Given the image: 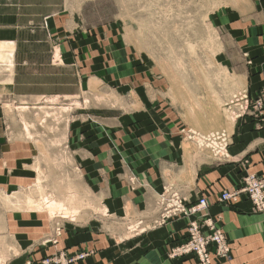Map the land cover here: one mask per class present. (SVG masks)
I'll use <instances>...</instances> for the list:
<instances>
[{"label": "rangeland", "instance_id": "1", "mask_svg": "<svg viewBox=\"0 0 264 264\" xmlns=\"http://www.w3.org/2000/svg\"><path fill=\"white\" fill-rule=\"evenodd\" d=\"M77 1L82 27L104 29L117 53L76 97L6 99L3 138L32 143L35 159L25 164L32 177L0 179V264L85 263L97 248L69 236L119 246L183 218L187 238L201 222L177 211L192 206L188 183L228 163L233 125L264 119L247 114L256 96L246 89L247 65L264 49V0ZM150 162L163 185L140 211ZM183 243L171 242L169 259L199 262L177 254Z\"/></svg>", "mask_w": 264, "mask_h": 264}, {"label": "crops", "instance_id": "2", "mask_svg": "<svg viewBox=\"0 0 264 264\" xmlns=\"http://www.w3.org/2000/svg\"><path fill=\"white\" fill-rule=\"evenodd\" d=\"M78 8L77 0H0V120L6 99L30 105L78 96L82 79L86 82L117 53L106 42L104 29L95 32L82 27ZM263 87L264 49L248 63L246 77L250 98ZM231 128L228 163L211 170L203 166L188 183L192 188L187 199L191 205L207 199L206 214L216 221L231 247L230 260L214 257L212 264H264V213H258L247 197L231 205L218 200L222 193L240 187L246 175H264V119L244 118ZM33 150L32 143L20 139L7 143L0 125V179L14 184L22 182L18 177H32L25 164L34 161ZM15 166L19 170L14 174L9 169ZM155 168V162L141 168L147 176L142 173L143 188L135 198L140 211L148 203L146 193H158L163 185ZM185 174L187 183L192 177L190 171ZM177 186L187 191L185 184ZM149 217L150 222L158 218L153 213ZM186 220L170 221L131 242L121 240L124 244L119 246L107 235L81 233L69 236L66 244L97 248L81 264H200L192 257L178 261L168 257L171 242L174 246L186 239Z\"/></svg>", "mask_w": 264, "mask_h": 264}, {"label": "built area", "instance_id": "3", "mask_svg": "<svg viewBox=\"0 0 264 264\" xmlns=\"http://www.w3.org/2000/svg\"><path fill=\"white\" fill-rule=\"evenodd\" d=\"M248 115L256 118L264 117V88L255 99L251 100ZM242 197H247L252 202L258 213H264V175H246L240 187L233 191L221 194L219 202L231 205L240 201ZM209 203L206 198H201L197 204L189 208L184 205H177V211L184 215H195L202 222H193L190 226L188 237L177 249V254L181 256H194L201 264H211L213 257L219 259L230 258V247L227 238L217 226L216 221L206 214ZM175 213V211H174Z\"/></svg>", "mask_w": 264, "mask_h": 264}, {"label": "bare ground", "instance_id": "4", "mask_svg": "<svg viewBox=\"0 0 264 264\" xmlns=\"http://www.w3.org/2000/svg\"><path fill=\"white\" fill-rule=\"evenodd\" d=\"M244 96V95H243ZM248 110V109H247ZM46 203V202H45ZM49 204V203H48ZM60 208H62V206L61 205H59V206H52V210H51V212H54V211H56V210H58V209H60ZM49 209V208H48ZM51 209V208H50ZM59 211V210H58Z\"/></svg>", "mask_w": 264, "mask_h": 264}]
</instances>
